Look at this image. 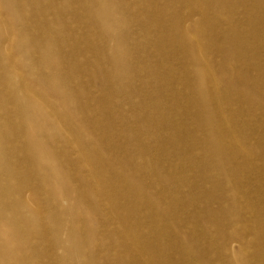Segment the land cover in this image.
Segmentation results:
<instances>
[{
	"label": "rangeland",
	"instance_id": "374dc122",
	"mask_svg": "<svg viewBox=\"0 0 264 264\" xmlns=\"http://www.w3.org/2000/svg\"><path fill=\"white\" fill-rule=\"evenodd\" d=\"M55 1L59 5L65 2ZM68 1L71 5L72 1ZM235 1L237 5H232L233 0L227 1L230 13H239L233 19L243 26L249 24L246 9L263 16L262 9L254 1ZM162 3L171 6L170 0H162ZM189 8L190 3L186 2L178 11ZM193 14L194 19L186 21L187 25L200 19L198 10ZM119 16L115 14L114 18L117 20ZM190 18L186 16L185 19ZM70 28L73 35L63 33L60 42L69 44L70 51L83 52L76 56L80 71L77 79L71 78L70 82V91L79 87L82 92L72 97L78 109L69 111L68 116L73 130H81L90 143H79L81 137L63 127L64 139L47 140L46 157L38 158L26 149L21 150L17 166H13V170L20 173L19 181H14V187L20 190L15 199L29 203L31 211L37 215H26L27 225L23 222L30 241L20 240L17 245V263L228 264L227 257L231 254L236 258L247 254L249 262L241 260L242 264H264L257 255L259 251L264 252V207L262 212L255 208L264 203V193L256 190L263 180L258 174L262 162L255 156L253 164L245 166L241 157L229 155L232 154L230 147H224L228 149L226 153L224 148L205 145L208 136L198 129L196 121L186 111L190 106L188 102L195 101L186 85L192 78L182 71L187 66L193 69L190 56L168 52L170 57L164 59L149 45L144 49L130 45L124 60L133 69L132 77L122 78L119 85L112 75L113 65L85 51L84 32H88V28L85 29L83 22L74 20ZM150 32L156 42L155 48L159 47L163 42L160 43L161 37L155 36L162 30L156 27ZM111 34L121 37L124 31L114 29ZM75 35L79 37L77 42ZM135 37L139 44H146L148 39L141 32ZM92 44L94 50L106 46L108 52L114 51L110 37L92 36ZM247 44L251 47L247 56L251 58L256 48L252 40ZM227 46L221 43L213 47L211 66L217 75L225 70L248 73L253 84L251 88L245 94L230 96L225 105L227 109H236L238 118L234 125L240 140H246L249 146L258 144L264 152V101L256 98L260 94L264 96V74L259 86L248 65L237 68L231 64L234 61L225 55ZM14 59L17 66L28 60L20 54H15ZM223 62L229 66L225 70ZM51 64L40 72L51 75L56 71L58 75L75 65L59 60L56 55ZM253 64L249 62V66ZM40 72L29 77L36 96L65 125L56 95L61 84L44 89L39 86ZM63 77L70 78L66 72ZM62 82V89L68 86L64 80ZM224 87L222 82L221 88ZM8 95L11 96L7 93L6 97ZM12 107L15 106H9ZM7 117L12 115L8 113ZM44 130L37 133L38 138H43ZM217 164L223 170L219 174L213 171ZM41 177L46 179L48 187L40 183ZM93 178L97 187L90 189L83 179L92 183ZM225 178H236L246 189L233 191L226 185ZM245 191L251 192V200L243 199ZM235 195L238 207L233 208ZM55 198L66 209L63 221L49 215L56 211ZM32 220H46L47 228L39 234L34 233V227L38 230L41 224L33 226ZM60 224L63 225L60 239L54 240L55 229ZM254 230L263 241H255ZM219 235L225 236V242ZM67 237L71 238V248L64 242Z\"/></svg>",
	"mask_w": 264,
	"mask_h": 264
},
{
	"label": "bare ground",
	"instance_id": "6f19581e",
	"mask_svg": "<svg viewBox=\"0 0 264 264\" xmlns=\"http://www.w3.org/2000/svg\"><path fill=\"white\" fill-rule=\"evenodd\" d=\"M71 1V5L68 0L59 5L55 0H0V199H2L0 200V264H18L17 245L20 244V240L25 243L30 241L29 236L25 235L23 222L27 225L26 215H37L31 211L29 203L15 199L17 195H20V190L14 187V181L16 179L19 181L20 175L19 171L16 173L13 170V166H17L18 163L17 157L21 150L26 149L34 156L44 158L48 155L46 148L48 139L55 142L64 139L63 127H68L70 131L75 132L68 112H73L75 108L78 109L72 97L81 93L82 89L77 87L70 91L72 89L70 82L71 78L77 79L78 72H80L76 56L83 50L75 53L70 51L69 44L65 45L60 42L63 33L73 35L70 27L74 20L82 21L85 29L88 28V32H84V44L87 45L85 51H91L95 58L103 57L111 63L114 68L112 75L119 85L122 78L132 77L130 74L133 69L124 60L130 45L136 44L139 49L147 48L149 45L164 59L170 57L169 53L189 55L194 65L193 69L187 66L183 67L182 71L186 77L192 78V81L187 82L186 85L193 92L195 101L188 102L190 106L186 111L196 121L198 129L208 136L205 145L215 149L230 147L232 154L229 155L238 159L241 157L245 166H251L253 157L257 156L262 162V168H259L258 174L264 180L263 149H260L258 144L249 146L246 140H240L234 125V121L238 118L235 113L236 109H227L225 105L233 95L247 93L253 85L249 75L241 70L237 72L225 70L229 66H225L224 62L222 65L225 71L217 75L210 60L211 50L215 45L227 44L225 55L234 61L231 64L237 68L242 67L241 65H248L253 70L259 86L262 85L260 78L264 74V0H251L262 9L263 16L253 14L246 9L245 15H248L249 19L247 26L233 19L239 13L236 11L230 13L231 7L228 6V0H170V7H166L162 0ZM186 2L190 3V8L178 11L180 6ZM232 5H237V2L233 0ZM171 8L173 11L170 10ZM3 10L6 13L2 12ZM196 10L200 12V19L194 21L193 25H187V22L194 19L193 11ZM61 12L64 13L60 15ZM115 14L121 15L119 19L114 18ZM186 16H191V18L187 20ZM8 19H13V21H6ZM170 26L172 29L169 30ZM156 27H159L162 32L155 38L161 37L160 43L163 42L157 48H155L156 42L154 38H151L152 32H150ZM114 29L124 31V36L112 37L111 33ZM140 32L148 36L146 44L138 43L135 36L139 37ZM154 33L158 31L154 30ZM92 36L100 39L110 37L115 45L112 48L114 51L108 52L106 46L94 50ZM78 40L79 37L75 35V41ZM249 40H252L256 48L251 58L247 56L248 49L251 48L247 44ZM140 42L143 43L142 40ZM15 54L27 57L28 60L17 66L14 59ZM53 55L66 63L70 61L75 64L63 72V74L66 72L70 78L65 79L63 74L56 75V71L51 75L40 72V69L47 70L48 65H52ZM249 62L255 64L249 66ZM20 71H24L29 77L36 76L37 72L42 73L39 86L41 85L44 89L48 86L56 88L58 83L61 84L56 95L59 102L58 111L65 118V125L52 115V111L45 102L37 98V91L29 80L31 78L25 77ZM61 79L68 83V86L63 89L62 84L64 83ZM109 79L114 80L110 76ZM26 81L29 85H23ZM222 82L225 84L224 88H221ZM7 93L11 96L6 97ZM9 97L11 100L8 99ZM256 98L264 101L262 94ZM10 105L15 107L10 109ZM191 112L194 113L191 114ZM8 113L12 117H7ZM43 129H45L43 138H38L37 133ZM75 134L81 137L79 143L84 145L90 143L89 140L84 139L81 130ZM225 151L228 153V149ZM213 171L219 174L223 170L221 165L217 164ZM45 177L48 178L46 174ZM236 178H225L226 185L230 186L233 191L245 190V184L237 182ZM93 179L92 183L83 179L90 189L97 187L96 179ZM263 180L256 186V190L261 194L264 193ZM40 183L48 187L44 177L40 178ZM54 196H56V191ZM244 198L251 200V192L245 191ZM94 200L97 201L95 195ZM53 202L56 205V211L49 215H52L53 219L63 221L66 209L56 198ZM232 203L233 208L238 207L236 195ZM263 207L264 203L255 206L261 212ZM66 213L68 215V208ZM44 221L32 220L31 225L33 226L41 224L38 230H34V227V233L39 234L47 228ZM62 227L61 224L57 225L54 240L60 239L59 233ZM254 233L255 241H263V237L257 230H254ZM221 239H223L222 242L226 240L223 235ZM64 242L68 248L72 247L70 237L64 239ZM207 247L212 248L210 245ZM257 255L264 260V252L259 251ZM235 256L233 254L226 256L229 259L228 264H242L241 260L249 262L247 254L237 258Z\"/></svg>",
	"mask_w": 264,
	"mask_h": 264
}]
</instances>
